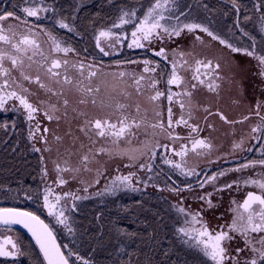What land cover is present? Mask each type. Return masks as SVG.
<instances>
[{"label": "snow or ice", "instance_id": "obj_1", "mask_svg": "<svg viewBox=\"0 0 264 264\" xmlns=\"http://www.w3.org/2000/svg\"><path fill=\"white\" fill-rule=\"evenodd\" d=\"M25 2L27 3L28 0H25ZM232 4L239 11L236 0H232ZM33 5L25 6L21 9L24 13L23 16L17 15L15 11H5L3 14H0V112H7L9 110L19 112L20 109H23L26 120L31 122L36 119L35 114L43 111L46 119L49 121L53 119L59 120L60 117L56 113L61 108L58 106V103H52L51 100L52 97H57V102H59L60 98L64 95L65 86H70L71 89L80 94V99L77 101L78 104L87 105L89 98H91V103L96 105L101 84L105 82L101 80V84L93 87V80L94 78L98 79L101 77L102 67H96L93 64L85 65L79 61L75 63L70 62L67 56L68 53L74 50L62 46L51 30L39 24L31 23L28 20V18H35V20L39 21L42 19L40 13H48L54 10L45 5L44 0H39L38 4L33 0ZM186 15V12L178 10L176 0H153L144 11L142 17L137 16L135 10H122L121 15L118 17V22L113 23L107 30H101L96 36V46L103 56L111 54L105 50L104 43H107L108 47L114 51L116 45L127 42L129 49L146 48L155 57H159L160 61L165 62V65L162 67L159 61L150 59L142 61L129 60L126 63H142V70L140 72L120 71L111 74L114 80L125 87L118 88L114 84L111 87V93H116V95L109 94L106 99L102 98L99 101L102 107L113 109V114L116 115L115 120L111 116H106L104 119L97 118L94 121L85 119L84 124L80 128V131L89 136V139H91V135L89 134L92 133L103 141L101 147L97 148L94 153L89 149V154H85L82 157L81 167L85 171L90 170L88 168L90 156L94 159L97 155L104 154L109 157H127L132 163L137 162L141 157L147 156V161L140 163L139 168L141 170L147 168L148 172H152L155 165L151 161L157 156L155 149L163 148L165 153H161L160 155L164 164L169 165L181 176L196 177L198 186L201 189L206 185H211L214 191L221 192L231 189L234 184L238 186L241 182L240 180L232 181L224 184L222 187H218L216 181L220 177L227 175L228 172H242L255 168L257 165L264 169V158H260L249 160L233 169L221 170L212 175H206L203 179H200L196 168L188 165L186 158L189 156V153H193L197 157L204 156L210 153L213 148V144L208 138L200 137L202 131L200 125L190 122L195 119L194 110L200 109L198 104H194L192 95L198 86H206L208 91L218 94L219 84L217 81L223 79L218 71L220 63L213 64L212 60L196 58L192 51L184 52L176 48L172 49L171 53H169L163 46L158 51L154 50L151 46L156 41L163 44L172 37H179L185 31L187 33L199 31L205 33L212 41H218L220 45L229 48L231 52L242 53L255 59L258 62L259 76L262 79H264V54H258L255 51V39L249 33L243 32V35L253 40L252 50L238 48L214 33L206 25L186 19L182 20L181 17H186ZM10 19L17 23H9L5 27L4 22ZM56 24L59 28L66 29L69 32L75 30L66 22V18L57 19ZM128 24L134 25L130 39L123 33L113 31V29H122L124 25ZM237 26L239 27V25ZM34 29H39V31H35ZM261 31L264 32V25L261 26ZM41 33L47 37V41L43 43L50 42L47 52L44 50L43 43L39 39ZM195 40L202 44L204 43L200 35H196ZM60 53L64 55L60 56ZM170 55L171 59H169ZM36 57H39V59H36ZM188 57L192 58L193 63L189 62ZM119 63L120 61H117V64ZM33 66H35L36 75H32L31 70ZM168 66H170V71H168ZM71 70H75L79 76V79L75 80V82L69 74ZM85 72H87V75H85ZM181 72H191V81H195V83L189 81L184 75H181ZM164 76H167V85L170 86L167 93L157 88V84L160 83ZM125 77L130 78L131 82L129 83L128 80H125ZM208 78L212 79L208 80ZM206 80H208L207 84ZM85 81H87V84H85ZM24 82H27L29 85H37L38 89L44 92L47 99L41 100L38 93L26 87ZM54 85H58L59 90ZM173 85L181 90L173 92L171 88ZM127 88H134L137 96H144L146 91L154 93L147 95V100L153 105L154 119L149 118L147 108L143 110L144 114L141 115V106L136 104L135 114H133L129 111L131 105L120 102L118 96H123L126 100L131 97L132 93L128 92ZM189 88H191V91ZM165 95L169 102L166 124L162 121L160 111L156 110L160 98ZM33 96L36 97V103L30 100V97ZM9 101L18 102V107L14 104L11 109L6 108L5 106ZM173 104L179 105L181 110L179 118L175 120L173 119L175 115L172 107ZM68 106L69 101L64 98L62 107L65 109V116L67 115L66 110ZM255 108V115L259 117V123L252 127L251 132L258 135L250 133L249 137L262 141L258 151L264 157V114H262L264 103L258 100ZM202 110L208 113V116L213 115L207 106H204ZM73 111H76V109H73ZM78 115L84 116L86 114L79 112ZM215 115H219V118L226 124H236L248 120L252 113L250 112L248 116H244L238 121L229 120L219 111ZM208 116H205V121H207ZM179 126L189 130L187 136L182 137L176 132V128ZM0 127L6 128L7 125L6 123L0 124ZM207 127L212 128L213 125L208 124ZM142 128L146 135L148 134L147 130L150 128L153 138L162 136L170 141V144H161L159 139H154L153 141H139L141 147H131L133 138L138 135ZM35 129L37 132L40 130L39 121L36 122ZM43 131L47 133L48 128L45 127ZM35 135L36 133L30 128L29 140L34 139ZM55 138L56 140L61 139L59 136ZM40 139L45 140V137L42 135ZM181 140L187 141V143H180L179 150L172 146ZM121 141L127 147H121ZM92 143L95 144L96 141L92 140ZM244 143L245 139L242 137L238 143H233V150L241 149ZM105 144H110L112 147H105ZM188 144L191 147H188ZM33 150L37 152L41 151V149L36 148L34 145ZM43 151H50V149L46 147ZM247 151L252 152L253 149L250 147ZM168 152L171 155H167L166 153ZM172 157H179L180 160L176 161ZM41 161L43 163L44 157H41ZM54 164L57 173V179L54 182L56 186H62L67 183L62 173H78L80 171V167H71L68 160L63 161V166L55 161ZM42 173L44 177H47L46 168L42 169ZM97 175H100L99 170H97ZM134 175L135 173H129L127 176H116L111 184L106 186L105 190L111 194H115L123 186L131 188L132 191H137L138 189L131 187L130 183ZM151 179L152 177L150 176L149 180ZM96 182L98 183L99 181L97 180ZM144 183L147 187L148 182L144 181ZM242 183L245 186H254L258 189V192L248 191L242 203L233 200L232 204L235 207L230 208V211L234 213L233 218L229 224L220 225L219 231L211 230L207 223L203 221L199 211L191 212L179 205L173 206L177 209L178 213L184 216L183 223L176 228L177 237L189 250L195 251L203 258L201 264H209V262L210 264H264V173L260 175L259 179L246 178L242 180ZM192 187V184L185 185V188L188 190H191ZM168 190L179 194L183 189L177 187L169 188ZM54 192L55 190L52 185H46L43 191V206L47 209L48 215L53 217L57 224L62 225L73 238H76L78 234L81 242H83V239L87 237L88 230L84 229L78 233V230L71 222L70 215L66 214L68 209L62 205V202L66 204V197H71L73 201L86 199L87 197H80L71 192H64L62 194H54ZM100 194L97 193V195ZM212 195V192H208L200 196L199 199L206 201L208 207L211 208L214 207L211 201ZM26 198L30 199L31 197ZM76 210L75 205H73L71 211ZM0 225L6 226V230L8 231L11 230L12 225H21L27 229L35 240L40 254L43 256V264H71L69 257L73 255L79 264H93L90 259L84 258L78 252L69 251L66 255L61 250V245L57 244L56 237L49 224L45 223L44 220L31 211H22L14 207H0ZM118 231L124 234L123 230ZM231 233L239 235L244 245L243 247H237L235 254L229 251L230 242L235 239V236ZM128 235L134 234L128 233ZM9 245L11 246L10 248L8 247ZM63 247L67 248L68 245H64ZM123 250V247L118 249L121 252ZM246 251L250 252V255L241 256ZM24 254L19 247L18 240L14 241L11 237H6L3 241H0V257H17ZM165 255L168 254L165 253ZM175 264H188V261L178 259Z\"/></svg>", "mask_w": 264, "mask_h": 264}, {"label": "flooded vegetation", "instance_id": "obj_2", "mask_svg": "<svg viewBox=\"0 0 264 264\" xmlns=\"http://www.w3.org/2000/svg\"><path fill=\"white\" fill-rule=\"evenodd\" d=\"M200 1H202V4L205 3L204 6L207 8L211 6L208 9L209 14L201 17H206L207 20L204 21L205 23H211V30L214 33L220 36L221 33L223 35L224 28L232 29L233 38H228V42L231 44L234 43L233 45L238 48H241L242 45L250 46V48L248 49L252 50L253 40L249 39L248 36L243 35V32H250L248 31V28H252V25L251 23L246 22L249 15L245 16L246 11L242 8V0H236L239 11H237V8L233 7L232 0ZM259 2L262 3L261 0H257L254 5H257ZM216 3H219L220 5L218 6V4ZM247 3L249 4L248 1L246 2V4ZM16 4L17 0H0V14H3V12L5 11H15L16 14H20V10L16 8ZM201 6L204 7L203 5ZM23 15L24 13L20 14V16ZM29 19V21L32 20V18ZM242 19L245 20L241 23ZM232 21L235 23V25L230 24ZM9 23L15 24L17 22L10 19L9 21L4 22V26L7 27ZM248 24L250 26H248ZM237 25H239V27ZM72 35L73 40L71 41V49H73L74 51L68 53L67 58L70 60V62L73 63L79 61L83 62L85 65L93 64L96 67H102L101 77L98 79L94 78L93 87H95L97 84H101V80H103L105 83L101 84V90L97 95L96 105H93L91 103V98H89V103L87 105L78 104L77 101L80 99V94L74 89H71L70 86H65L64 95L62 98H60L59 102H57V97H52V103L60 104L61 110L57 114L60 119L54 120L56 121V130L53 133L43 132L45 140L41 141L43 144L49 145L59 144L60 142L58 143V141H61V144H63V148L73 149L74 151L79 153V158L75 160L74 164L81 166V159L85 154H89V149H91V151L94 153L96 149L101 147V145L103 144V141L100 140L99 137H96L94 134L90 133L89 135H91V139H89V136H86L84 132L80 131V128L84 124L85 119L94 121L97 118L104 119L106 116H111L113 120L116 119V115L113 114L112 108H104L99 103L100 99H106L109 94L116 95V93H111V87L114 84L118 88L125 87L124 85L119 84L116 80H114L111 74L118 73L120 71L140 72L142 70V63H126V61L129 60L142 61L144 59H150L159 61L162 67L165 65V62L160 61L159 57H155L152 52L148 51L146 48H124L122 56L116 57L115 59L97 56L91 32L87 33L86 31L85 33V31H78ZM194 35H200L203 38L204 43L202 44L199 41H196ZM61 36L58 37L59 40L64 39V37ZM220 37L222 38V36ZM260 42V39H255L256 52L259 50V46L257 45L260 44ZM184 43L185 47L183 48L181 47V44H178V42L176 41H171L169 43L164 42L163 44H161V42L159 41H156L151 47L154 50L158 51L159 48L163 46L169 53H171L172 49L176 48L184 52L192 51L196 58L212 60L213 64L219 62L220 69L218 71L223 77V79L217 81V83L219 84L218 94L208 91L206 86H198L197 89L193 91L192 100L194 104H198L200 106V109L194 110L195 119L190 122L200 125V127L202 128L200 137L208 138L212 142L213 148L210 153L204 156L197 157L193 153H189V156L186 158L188 160V165L190 167H193L195 165L200 167L196 170L199 173L200 179H203L206 175H210L221 170L236 168L240 164L246 163L249 160L264 158L261 156L260 151H258L262 141L254 140L249 137L250 133L252 135H258L257 133L251 132L252 127L259 123V117L255 115V106L258 100L264 103V91H262V89H264V79L259 76V68L257 67L258 62L251 57L243 55L242 53L231 52L229 48L220 45L218 41H212L210 37L202 32L191 33L190 36L186 35ZM43 48L46 52L49 49V47L44 46ZM259 54H264V52H261ZM59 55L63 56L64 54L60 53ZM36 59H39V57H36ZM169 59H171V55L169 56ZM188 60L190 63H193L191 57H188ZM117 61H120V63L117 64ZM168 71H170V66H168ZM202 71L204 70L202 69ZM31 72L32 75H36L35 66H33ZM69 74L73 77L74 82L75 80L79 79V76L77 75V72L75 70H71ZM85 75H87V72H85ZM181 75H184L189 81H191V72H181ZM210 79L212 78H208V80ZM125 80H128L129 83L131 82L130 78L128 77H125ZM208 80H206V84ZM191 82L195 83V81ZM24 83L25 86L29 87L33 92H37L41 100L47 99L44 92L42 90H39L37 85H29L27 82ZM85 84H87V81H85ZM54 87L59 90L58 85H54ZM169 87L170 86L167 85V76H164L160 83L157 84V88L165 93H167ZM171 88L173 92L181 90L175 85L171 86ZM126 90L132 93L131 97L133 101H131L130 98L126 100L123 96H118L120 102L131 105L129 111L133 114H135V105L139 104L141 106V115H143V110L146 107V105L143 104V99L145 98L148 105H151V108H147L148 116L150 119H154L153 105L147 100V95L154 93H149L146 91V94L144 96H137L134 88H127ZM189 90L191 91V88H189ZM64 98L68 99L69 105L71 106V108L70 106H68V110H66V116L65 110L62 107ZM30 100L33 103H36L35 96L30 97ZM14 104L18 105V102L9 101L5 107L11 109ZM204 106H207L209 108V111L212 112L213 115L208 116V113L202 110ZM168 107L169 102L165 95L160 98L158 102V108H156V110L160 111L162 121L165 124L167 123L168 119ZM172 107L175 114L173 116V119H178L181 111L179 105L173 104ZM70 109H72V112L70 111ZM73 109H76V111H73ZM217 111H219L232 121L241 120L244 116H248L250 112L252 113V115L243 123L226 124L219 118V115H215ZM14 112L15 111L11 110L7 112H0V120L5 118L6 116L14 115ZM79 112H83L86 115L80 116L78 115ZM41 113L44 115L43 111H41ZM262 114H264V109H262ZM205 116H208L207 121H205ZM208 124L213 125V127L208 128ZM64 127H71L73 129L72 138L68 139L63 136L65 133ZM151 131L152 130L149 128L147 130L148 134L146 135L142 128L139 131L138 135L133 138L132 143L135 144L138 143V141H144L152 138L153 140L159 139L161 144H170V141L162 136L153 138L151 136ZM188 131L189 130L187 128H184L182 126L176 128V132H178L182 137L187 136ZM57 136H59L61 139L56 140L55 137ZM242 137L245 139L243 147L234 151L233 143H238ZM71 140L73 141L70 142ZM92 140H95L96 143L93 144ZM180 143H187V141L181 140L179 143L172 146L179 150ZM124 145V142L121 141V147H124ZM104 146L112 147L110 144H105ZM188 147H191V145L188 144ZM250 147L253 149L252 152L247 151V149ZM155 150L157 152V156L153 160V163L155 165L154 170L155 172H157L158 176H160L161 179L165 178L170 180L175 188L178 187L180 189H183L182 191L184 193L188 190L185 188L186 184L193 185L191 190L196 189V187L198 186L197 180L193 181L192 177L179 175L176 170L172 169L169 165H166L162 162L160 154L165 153V150L163 148H156ZM166 154L171 155L170 152ZM108 157V155L104 154L97 155L93 160H89L88 166L102 164L101 161H104L103 164L106 166L108 165V162H106V160L109 159ZM172 158L176 161L180 160L179 157ZM262 173H264V169H262L261 166L257 165L255 168H250L242 172L230 171L224 177H220L219 182L230 183L237 180L241 181L238 186L234 184L231 189H226L224 191L218 192L217 194L218 200H220V205L219 207H217V210L224 216L223 219H225L226 217V219L228 220V215L234 214L230 211V208L235 207V205L232 204L233 200L237 201L238 203H242L246 198L248 191L258 192V189H256L254 186H245L242 183V180L246 178L259 179ZM169 177H171V179H169ZM49 225L54 231L64 253L67 255L69 251L75 252V250H71L69 245L67 248L63 247L66 244L72 243V240H70L69 238H64L55 227H52L51 224ZM6 237H11L14 241L18 240L19 247L25 254L17 257H0V264H37V262H39V264H43V257L40 254L39 249L25 232L16 228H11V230L8 231L6 230V227H0V241H3ZM73 241H76L78 243L80 242L79 240ZM8 247L10 248L11 246L9 245ZM72 258L69 257L71 264H77Z\"/></svg>", "mask_w": 264, "mask_h": 264}, {"label": "rangeland", "instance_id": "obj_3", "mask_svg": "<svg viewBox=\"0 0 264 264\" xmlns=\"http://www.w3.org/2000/svg\"><path fill=\"white\" fill-rule=\"evenodd\" d=\"M101 1L102 0H62V1L44 0V4L51 7L54 11H50L48 13H40L42 19L37 21L35 20V18H32L30 22L39 24L42 27L51 30L53 34L57 37V39L59 36L62 35L61 37H64V39L63 40L58 39L61 42L62 46L71 48L72 45L71 41L73 40L72 34H75L78 31H82L81 28L82 20H86L87 18L90 19L91 16L94 17L103 16L104 17V18L102 17L103 25L101 27L94 29V25L96 21L93 22L91 21L92 23H90V25L86 27L87 29L83 30L92 33L93 36L92 38L94 41V46L97 52V56H103L99 48H97L96 46V36L99 34V32L101 30H107L112 26L113 23L118 22V17L121 15L122 10L124 11L135 10L137 12V16L142 17L144 15V11L149 7L150 2L152 3L153 0H122V1L103 0V2L105 1V3ZM247 1L249 2V4L248 3L246 4ZM34 2L38 4L39 0H34ZM256 2L257 0H245V2L242 3V8L246 11L245 16L249 15V17H247L248 20H246V22L251 23L252 25V28H248L249 29L248 31H250L249 34L252 33L253 36L251 34L250 35L254 39L256 40L260 39L261 41L260 44L257 45L259 46V50L257 51V53L259 54L261 52H264V32L261 31V26L264 25V7H263V3L260 2L257 5L256 4L254 5V3ZM176 3L178 5V10L184 11L187 14L186 17H181L182 20L186 19L188 21H195L197 23H202L208 26L210 30L212 29L211 23L204 22L207 20L206 17H201L209 14L208 8L205 7L204 4H202V1L176 0ZM200 3L204 7H202ZM25 6H34L33 0H28L27 3L25 2V0H17L16 8L20 10L19 11L20 14L23 13L21 9ZM103 8H104L103 10L104 12L103 11L100 12V10ZM256 8H258L259 11L256 10ZM96 9L99 11H97ZM59 18H66V22L69 23L75 30L69 32L66 29L59 28V26L56 24V20ZM28 20L30 19L28 18ZM244 20L245 19H242L241 23ZM230 24L235 25L233 21ZM248 26L250 25L248 24ZM133 28H134L133 24H128V25H124L122 29H113V31L117 33H123L128 37V39H130L131 38L130 34ZM34 30L39 31V29H34ZM190 34L191 33H187V31H185L182 32L179 37H172L170 40H166L165 42L169 43L171 41H176L178 42V44L179 43L181 44V47L184 48L185 37L186 35L190 36ZM220 36H222V38L226 40L228 38H233L232 29L224 28L223 35L221 33ZM39 39L42 41V43L47 41V37L44 36L43 34L40 35ZM48 44L50 45V42L43 43V46L50 47ZM103 46L105 47L106 51H109L111 53L109 56H103V57L113 58V59L122 56L124 48H128L127 42L116 45L114 51L108 47L107 43H104ZM243 47L250 48V46H245V45L241 46V48ZM129 98L131 101H133L132 97ZM143 104L146 105L145 108H151V105H148L145 98L143 99ZM58 106L60 107V104H58ZM70 111L72 112V109H70ZM57 114L58 112L56 113V115ZM35 115H36V119L29 122L26 120V115L24 114L23 109H20L19 112L15 111L14 115L6 116L5 118L0 120V124L6 123L7 125L6 128L0 127L1 128L0 130H2L4 136L6 137V139L3 140L0 139V147L2 148L4 146L10 145V147L14 150V152H16L24 144L25 146L27 145L25 149L26 153H28L30 157H35L38 159L37 165L39 167V172H40L39 175L36 176L35 179H33L31 184L28 186L24 185L25 187L23 189L21 187L14 185L13 186L5 185V187H1L0 188L1 206L29 208L37 212L44 219H46V221L49 224H51L52 227L56 228L59 224H57L56 220L53 217H50L48 215L47 209L44 208L43 206V191L46 185H52L54 187L55 190L54 194L71 192V193H75L80 197H87L86 199H80L76 201H73L71 197H66L65 198L66 204L62 202V205L68 209L66 214L68 212H73L71 211L73 205H75L77 209L78 207L83 205L85 200H92L95 202V205L97 207L99 206L104 208V206H107L106 202H108L111 199L112 200L115 199V204L118 207L122 206L123 210H124V200H129V199L135 202L131 204V207H142V204L144 203L155 204L156 206L159 205V208H162V212L164 213L163 218H165L166 222L168 223V226L170 227V230L173 233V237H174L173 242L176 245H178L179 249L183 252V254L181 255V257H179V259L182 261L187 260L188 264H201V260L203 258L200 257L195 251L189 250L178 239L176 228L181 226L184 220V216L178 213L177 209L173 207L174 205H179L181 207H184L186 210H190L191 212L199 211L201 213L203 221H205L208 227L213 231H219L220 225H227L231 222L234 214L228 215L229 218L227 220L226 217L225 219H223L224 216L218 212L217 207H219L220 205V200H218L217 197L218 192L214 191L211 185H206L203 189L197 186L196 189L194 190H187L185 193L183 191H180L179 194H176L173 191L168 190L169 188H175L173 183L170 182V180L168 179L165 178L161 179L160 176H158L157 172H155L154 167L152 172H148L147 168H145L144 170H141L139 168L140 163H145L147 161L148 159L147 156L141 157L140 160H138L135 163L129 161L127 157L112 156V157H108L109 159L106 160V162H108V165L105 166L103 164L104 161H101L102 164L88 166L90 170L85 171L81 166L74 164L75 160L79 158L78 152L74 151L73 149L63 148L62 147L63 144H61V141H58V143L59 142L60 143L55 145L42 143L40 137L43 135L44 132L43 129L47 127L48 132L53 133L56 130L55 127L56 121H54L55 119L51 121L45 119V115H43L41 112H38ZM37 121L40 122V130L38 132L35 129V124ZM44 121H48V122H44ZM30 128L33 132L36 133L35 138L32 140H29ZM72 131L73 129L71 127L65 128V133L63 136H65L68 139L72 138L73 135ZM72 141L73 140H71L70 142ZM148 141H153V139L149 138ZM33 145L36 148L38 147L39 149H41V151L39 152L34 151ZM46 147L49 148L50 151H43V149ZM124 147H127V145H124ZM131 147H141V145L138 141V143L135 144L132 143ZM41 157H44L43 163L41 161ZM24 159L27 160L26 156ZM90 159L93 160L91 157ZM64 160H68L69 164L73 168L80 167V171L78 173L76 172L62 173L67 183L62 186H56L54 182L57 179V173L55 171L54 161L56 163H60L61 166H63ZM151 163H153V161H151ZM126 165H131V166H126ZM193 167H195L196 169L200 168L197 165ZM43 168L47 169V177L43 176L42 173ZM97 170H99L100 172L99 176L97 175ZM129 173H135L130 183H131V187L138 189L137 191H132L131 188H125L123 186H121L120 190L117 191L115 194H111L105 190L106 186H109L116 176H127L129 175ZM150 176L152 177L151 180H149ZM192 178L193 181L197 180L196 177H192ZM97 180L99 181L98 183L96 182ZM144 181L150 183V185L148 184L150 187L149 186L146 187ZM219 181L220 178L216 181V185L218 187H222L224 184H226V182H219ZM154 184L156 185V188L154 187ZM40 187L41 189H39ZM85 189H87V191H85ZM37 191L39 193H37ZM208 192L213 193V195L211 196V201L214 207L211 208L208 207L206 201L199 199L200 196H203ZM97 193H101V194L97 195ZM89 194L91 195L89 196ZM26 197H31V198L28 199ZM61 226L62 225H59V227ZM116 233L118 234L117 236L119 237H117L118 240L117 242L113 241L116 244L114 247L115 253L113 258L112 259L105 258L103 260H99V262L97 263L92 261L93 264H115V262H112L113 260L124 258V253L126 251L130 252V249L133 247L132 245L133 241H131L129 238L126 237L127 234L125 232H123L124 234H121L120 232H116ZM231 234L235 236V239L232 242H230L229 251L232 254H235V249L237 247H243L244 245H243V240L239 235L235 233H231ZM70 240H72V243L66 245H69L71 250H75V252H77L78 249L82 250L78 242L73 241V239ZM121 247H123L124 249L122 252L118 251V249H120ZM248 255H250V252L248 251L241 254V256H248ZM72 257L73 256H71V258ZM164 257L167 258V260L165 261L167 262L171 261L172 264H175V262H177L178 259L177 256L164 255ZM74 258L75 256L72 259L77 264H79V262H77Z\"/></svg>", "mask_w": 264, "mask_h": 264}, {"label": "trees", "instance_id": "obj_4", "mask_svg": "<svg viewBox=\"0 0 264 264\" xmlns=\"http://www.w3.org/2000/svg\"><path fill=\"white\" fill-rule=\"evenodd\" d=\"M262 3L264 7V0ZM103 10L104 8L100 12ZM102 17L91 16V20H87L88 18L82 20V30L87 29L91 21L95 20L94 29L101 27ZM0 139H6L2 130H0ZM26 146L24 144L16 152L10 145L0 147V188L5 185H14L23 189L24 185H30L39 175L38 159L26 153ZM25 156L27 160L24 159ZM154 187L156 188L155 184ZM133 203L135 202L130 199L124 200L123 210L122 206L118 207L115 204V199L106 202L107 206L104 208L97 207L92 200H85L76 211L68 212L67 215H70L71 222L78 233L84 229L88 230L83 242L78 234L76 238L70 236L63 226L58 225L56 229L64 238L67 236L66 238L79 240L82 249L80 254L96 263L105 258H113L116 245L113 241H118L119 236L116 233L119 232L118 230H123L127 234L126 237L133 241V247L130 252L124 253V258L113 260L115 264H172L171 261H165L167 260L164 257L165 253L169 256H177L179 259L183 252L173 242V233L163 218L162 208L150 203H144L142 207H131ZM0 207L7 206L0 205ZM24 209L35 212L29 208ZM35 214L42 217L37 212ZM128 233L134 235H128ZM77 252L79 253V250Z\"/></svg>", "mask_w": 264, "mask_h": 264}, {"label": "water", "instance_id": "obj_5", "mask_svg": "<svg viewBox=\"0 0 264 264\" xmlns=\"http://www.w3.org/2000/svg\"><path fill=\"white\" fill-rule=\"evenodd\" d=\"M14 208H16V207H14ZM18 209H20V210H22V211H27V210H25V209H21V208H18ZM35 214V213H34ZM40 217V216H39ZM42 220H44L42 217H40ZM45 221V223H47L46 222V220H44ZM48 224V223H47ZM50 226V225H49ZM0 227H6V226H3V225H0ZM11 228H16V229H19V230H22L23 232H25L31 239H32V241L35 243V240L32 238V236H31V234L27 231V229H25V228H23V226H21V225H12L11 226ZM53 233H54V231H53ZM54 236L56 237V235H55V233H54ZM56 242H57V244H59L60 245V243H59V241H58V239H57V237H56ZM35 245H36V243H35ZM37 246V245H36ZM37 248H38V246H37ZM39 249V248H38ZM61 250L63 251V249L61 248ZM64 252V251H63ZM42 255V254H41ZM43 257V256H42Z\"/></svg>", "mask_w": 264, "mask_h": 264}, {"label": "bare ground", "instance_id": "obj_6", "mask_svg": "<svg viewBox=\"0 0 264 264\" xmlns=\"http://www.w3.org/2000/svg\"><path fill=\"white\" fill-rule=\"evenodd\" d=\"M62 1V0H61ZM107 1V0H106ZM117 1H120V0H117ZM122 1V0H121ZM242 1H244L245 2V0H242ZM101 2H103V0L101 1ZM214 2V1H213ZM243 2V3H244ZM103 3H105V1L103 2ZM150 4H151V2H150ZM192 4V3H191ZM201 4V3H200ZM205 4V3H204ZM216 4H218V6L220 5L219 3H216ZM101 5V4H100ZM202 5V4H201ZM213 5V4H212ZM217 6V5H216ZM100 7H102V6H100ZM146 7V6H145ZM211 7V6H210ZM210 7H208V9L210 8ZM93 8V7H92ZM95 8V7H94ZM99 8V7H98ZM213 8V7H212ZM215 9V8H214ZM97 10V9H96ZM256 10H258V8H256ZM255 10V11H256ZM259 11V10H258ZM64 12V11H63ZM105 12H106V10H105ZM260 13V12H259ZM261 15V14H260ZM111 16V15H110ZM107 17V16H106ZM82 18V17H81ZM104 18V17H103ZM110 18V17H109ZM83 19V18H82ZM89 19V18H88ZM106 19V18H105ZM90 20V19H89ZM96 21V20H95ZM98 21V20H97ZM100 21V20H99ZM101 21H103V20H101ZM93 22V21H92ZM88 23H89V21H88ZM79 24V23H78ZM99 24H101V22L99 23ZM99 26V25H98ZM97 26V27H98ZM94 27H95V25H94ZM80 28V27H79ZM92 28V27H91ZM83 31V30H82ZM85 33H86V31H85ZM88 33V32H87ZM252 36H253V34L252 33H250ZM238 38V37H237ZM231 39V38H230ZM243 42V41H242ZM244 43V42H243ZM234 44V43H233ZM238 46V45H237ZM240 48V47H239ZM244 48V47H243ZM36 183V182H35ZM38 185H39V183H38ZM39 189H41V187L39 188ZM38 190V189H37ZM37 193H39L38 191H37ZM94 194V193H93ZM91 194H89V196H90ZM88 196V195H87ZM94 196V195H93ZM97 196V195H96ZM95 197V196H94ZM89 198H91V197H89ZM96 198V197H95Z\"/></svg>", "mask_w": 264, "mask_h": 264}]
</instances>
